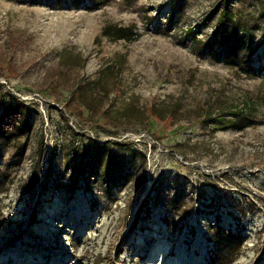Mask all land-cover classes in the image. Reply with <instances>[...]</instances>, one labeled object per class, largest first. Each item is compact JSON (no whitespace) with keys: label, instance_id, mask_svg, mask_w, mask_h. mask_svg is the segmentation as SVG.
Here are the masks:
<instances>
[{"label":"rangeland","instance_id":"1","mask_svg":"<svg viewBox=\"0 0 264 264\" xmlns=\"http://www.w3.org/2000/svg\"><path fill=\"white\" fill-rule=\"evenodd\" d=\"M222 3L0 0V264H264V0L220 46Z\"/></svg>","mask_w":264,"mask_h":264},{"label":"trees","instance_id":"2","mask_svg":"<svg viewBox=\"0 0 264 264\" xmlns=\"http://www.w3.org/2000/svg\"><path fill=\"white\" fill-rule=\"evenodd\" d=\"M222 2H223L222 7L220 8L219 15H218L216 22H215V25H214V27H215L214 35L217 34L219 36V40L221 42L220 46L224 45V44L229 45L230 43H232V45H233V43L238 41L236 22L234 20V15L232 13V10L229 7V0H222ZM107 32H112V33L116 34L117 38L123 39L125 41H131L135 36L133 31L131 29H128V28H123V29H121V28H116V29L108 28ZM245 104H246V106H249L248 102H246ZM239 110H241V109H238L237 112H239ZM235 116L238 117L237 121H234L232 119L220 120L219 117H217L215 120L218 121L220 124H224V123L228 124V126L224 125L222 128L246 127V126H249L251 124V123H244L243 124V122H246V120H248V118H247L248 116L244 115L241 111L239 113H236ZM239 124H241V126H239ZM217 250L220 253V251L222 250V247H218Z\"/></svg>","mask_w":264,"mask_h":264}]
</instances>
